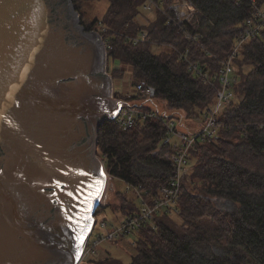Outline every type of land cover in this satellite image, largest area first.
I'll return each mask as SVG.
<instances>
[{
  "label": "trees",
  "instance_id": "1",
  "mask_svg": "<svg viewBox=\"0 0 264 264\" xmlns=\"http://www.w3.org/2000/svg\"><path fill=\"white\" fill-rule=\"evenodd\" d=\"M84 1L73 0L76 9ZM153 1L152 17L143 12L148 0H109L102 19L82 22L86 30L101 33L109 61L122 65L110 71L114 80L125 78L130 68L134 85L144 81L154 90L151 100L164 101L180 118H203L215 103L216 90L179 59L176 49L188 50L202 71L217 72L253 16L254 3L189 0L196 11L176 26L168 23L172 13L166 10L174 0ZM144 32L145 38L136 41ZM235 64L241 77L238 101L219 114L217 134L197 140L191 149L178 210L159 212L152 223L134 231L130 264H264V30L242 46ZM114 95L152 109L141 93ZM166 135L167 126L156 117L129 129L107 121L99 130L98 147L111 179L137 186L149 201L158 196L175 169L165 157L172 148L161 144ZM116 190L124 194L121 212L135 216L142 209L138 194ZM107 206L98 208L96 217ZM102 257L90 256L99 264H124L111 255Z\"/></svg>",
  "mask_w": 264,
  "mask_h": 264
},
{
  "label": "water",
  "instance_id": "2",
  "mask_svg": "<svg viewBox=\"0 0 264 264\" xmlns=\"http://www.w3.org/2000/svg\"><path fill=\"white\" fill-rule=\"evenodd\" d=\"M107 48L73 0H0V264H74L86 251L107 192L99 130L129 104L114 97Z\"/></svg>",
  "mask_w": 264,
  "mask_h": 264
},
{
  "label": "built area",
  "instance_id": "3",
  "mask_svg": "<svg viewBox=\"0 0 264 264\" xmlns=\"http://www.w3.org/2000/svg\"><path fill=\"white\" fill-rule=\"evenodd\" d=\"M252 2L255 6L253 16L246 20L243 33L236 40L231 55L221 61V66L217 72L211 74L209 71H202L198 63L192 61L188 50L181 51L176 49L179 53V59L187 62L190 69L201 75L204 80L212 84L216 90L215 103L204 112L202 123L196 124L192 122V119H183L176 115L170 117L168 113L161 111L155 105H150L152 108L151 110L131 106L126 100L129 104L123 106L120 113L113 121L117 122L121 128L129 129L136 125L139 120H145L148 117L160 118L167 126V135L164 137L161 144L169 145L172 148L165 157L173 162L175 167L174 175L170 183L162 187L159 195L153 197L151 201L145 199L144 196L141 195L137 186L127 184V188L130 191H135L138 194L142 209H140L135 216L127 218L120 228H115L107 234L99 235V237L93 240L92 244L88 246L89 251H92L93 247L99 245L104 239H114L120 234L125 235L126 233L134 232L147 223H152L156 214L159 212L165 211L167 213H175L178 210L184 176L187 174L189 168L190 151L197 140H205L217 134L220 128L218 120L219 114L223 108L235 102L236 86L241 80L235 64V58L239 55L244 44L264 30V9L262 6L256 5L255 0H252ZM154 6V1L148 0L143 9L152 10ZM166 10L172 13L168 16V23L180 26L190 17L195 7L192 3L182 0L174 1ZM145 36L146 32H144L141 37L137 38L136 41L143 40ZM135 89L137 93L142 94L143 99H146L144 100V104L147 101H153L151 100L150 88H148L144 81L138 82L135 85ZM178 124L181 125V128L177 126ZM156 153H158V150L153 152V154ZM105 225L106 224H103V226Z\"/></svg>",
  "mask_w": 264,
  "mask_h": 264
},
{
  "label": "rangeland",
  "instance_id": "4",
  "mask_svg": "<svg viewBox=\"0 0 264 264\" xmlns=\"http://www.w3.org/2000/svg\"><path fill=\"white\" fill-rule=\"evenodd\" d=\"M174 1H182V0H174ZM186 1L190 2L189 0H186ZM108 8H109V0H86L82 2L80 11L78 9L77 11L80 17V21L82 22L83 20H85L86 22L89 23L96 19H102L106 11L108 10ZM262 8L264 9V3L262 4ZM195 11H196V8L191 15H193ZM143 12L148 17H152L154 14L153 13L154 11H151V10H144ZM115 67L116 68L122 67V65L118 61H109V58H108V63H107L108 72L110 73V71L114 69ZM128 69H129L128 74L126 75L125 78L114 80V93L115 91L131 93V94L136 93V89H135V85L132 80L130 68ZM238 99H239V94L237 93L235 101H238ZM146 104H156L158 109H160L163 112H168L169 116H172V115L179 116L175 111L173 112V109L169 108V106L162 100L154 99L153 101H147ZM226 108H228V106L223 108L221 112L224 111ZM106 117H110V116H106ZM203 117H204V113H203ZM188 120H191V119H188ZM202 121H203V118L192 119V122L196 124H200L202 123ZM177 126L181 128V125L178 124ZM96 154L98 157L102 159L105 165V161L100 155L99 147H97ZM107 177H108V182H107L108 185L106 184L107 192L104 195L103 201H101L100 203L103 205L102 207L106 205H109V206H107L105 209H102L97 214L94 227L90 233L88 245L89 243H92L93 240L97 239L99 235H104V234H107L109 231L114 230L115 228H120L122 226V223H124L127 220L126 215L121 212V208H120V206H122L121 203H122V197L124 196V194L123 196H121L116 190L117 188L121 190H126L127 185L125 182L119 179H111L109 172H108ZM129 195L130 197L132 196L131 194ZM140 202L141 200L137 199L136 203L138 206H140ZM103 224H106V225L103 226ZM135 238H136V232L132 231V232L126 233L125 235L120 234L117 238H114V239H104L100 242L99 245L94 246L92 251H89V247L87 245L86 251L82 259L77 264H99V263L92 261L90 256H92L95 259H99V258L102 259L103 258L102 256L105 257L108 255H111L113 257L120 259L124 264H130L132 260V255L135 252L132 248Z\"/></svg>",
  "mask_w": 264,
  "mask_h": 264
},
{
  "label": "snow or ice",
  "instance_id": "5",
  "mask_svg": "<svg viewBox=\"0 0 264 264\" xmlns=\"http://www.w3.org/2000/svg\"><path fill=\"white\" fill-rule=\"evenodd\" d=\"M82 175H87V173H81ZM101 175H103V172H101ZM58 187L60 186L59 184L57 185ZM89 187H92V185H89ZM102 188L101 182L100 181H96V195L99 194L100 190ZM69 196H72L73 199H76L77 197L73 195L72 192H68L67 193ZM82 203H86L87 206L84 207L83 212L85 213V215L81 216L79 219H77L75 221V223L77 224V227L80 226V221L84 220V221H89L91 219L90 216L86 215L89 210H90V200H86V201H82ZM67 215V213H66ZM69 219H73L71 216H69ZM89 227L88 223H84L83 228H80V234L77 236V240L79 241V243L77 244V248L79 249L80 245L83 243V233L84 230L87 229Z\"/></svg>",
  "mask_w": 264,
  "mask_h": 264
},
{
  "label": "bare ground",
  "instance_id": "6",
  "mask_svg": "<svg viewBox=\"0 0 264 264\" xmlns=\"http://www.w3.org/2000/svg\"><path fill=\"white\" fill-rule=\"evenodd\" d=\"M103 171H104V173H105V175H106V177H107V174H106V172H105L104 169H103ZM77 263H79V258L77 259V261H76L74 264H77Z\"/></svg>",
  "mask_w": 264,
  "mask_h": 264
},
{
  "label": "crops",
  "instance_id": "7",
  "mask_svg": "<svg viewBox=\"0 0 264 264\" xmlns=\"http://www.w3.org/2000/svg\"><path fill=\"white\" fill-rule=\"evenodd\" d=\"M149 105H155L156 106V104H149ZM157 107V106H156Z\"/></svg>",
  "mask_w": 264,
  "mask_h": 264
}]
</instances>
